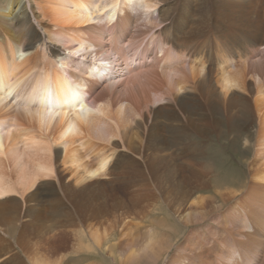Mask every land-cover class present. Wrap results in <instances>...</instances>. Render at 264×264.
I'll use <instances>...</instances> for the list:
<instances>
[{
    "label": "bare ground",
    "instance_id": "bare-ground-1",
    "mask_svg": "<svg viewBox=\"0 0 264 264\" xmlns=\"http://www.w3.org/2000/svg\"><path fill=\"white\" fill-rule=\"evenodd\" d=\"M109 236L120 264H264V0H0V264Z\"/></svg>",
    "mask_w": 264,
    "mask_h": 264
},
{
    "label": "rangeland",
    "instance_id": "rangeland-1",
    "mask_svg": "<svg viewBox=\"0 0 264 264\" xmlns=\"http://www.w3.org/2000/svg\"><path fill=\"white\" fill-rule=\"evenodd\" d=\"M34 25L37 27V23L34 22ZM40 33L43 34V32L41 30H40ZM43 36H45V35H43ZM48 45L56 46L57 44L52 43V42H48ZM122 45L125 47L124 44H122ZM211 45L217 47L215 43H211ZM225 50H222V52L224 53ZM165 62L166 61H164L163 63H165ZM193 129H194L193 124L188 125L185 134H186V136L189 137V138L188 137H186V138H187L190 146L197 147L205 139L203 140L202 138H199L195 134V131ZM187 131H188V133H187ZM191 131H192V133H191ZM212 141H214V142H212ZM245 151H246V146L244 145V143L238 142L236 147H233V144L230 143V140L227 136L221 137V136L215 135L212 140L207 142V144L204 148L203 154L208 159H210V161H212V163L215 164V166L217 167L218 170H221V171L226 170L225 173L227 172V174H230L235 169L236 170L239 169L240 171L246 170V166H245L244 160L242 158L245 155V156H247L245 158L249 159V158L254 156V153L252 152L250 154L249 153L245 154ZM228 161H232V162H228ZM232 168H233V170H231ZM231 189H237V188H231ZM238 195H240V194H238ZM238 195L234 199L235 201H237L241 197V195L240 196H238ZM152 204L155 207L154 213L151 212L149 214H146V217L144 215H140L138 218H141L144 221H149L153 217H159V218L164 217L163 213L160 212V210H158L160 208V206H164L163 200L158 198V201L157 202L152 201ZM231 204H233V201L231 203H229V205H231ZM132 217H134V216H132ZM206 220H207V222L210 223L211 215H209ZM128 221H130V219ZM108 224L112 225L113 223L110 220ZM168 224L171 227V229L169 230L170 238H168V239L170 241V244H174L175 240L177 242V238H175V230L180 229V230L184 231L185 227H184L183 223L180 222V220L178 218H176V220H173V223L171 221ZM202 224L203 225H196L195 228L201 229V228H204L206 226L205 222H203ZM147 225H142V229L140 230V232L133 235L132 237H130V239L132 241H140L142 238L141 234L144 236L147 232H149L146 228ZM120 242H122V239H115V237L113 238V236H109L107 238L102 239L98 246H95L94 244H92L91 241L84 242L85 245L88 244V245L92 246V250L90 251L91 252L90 255L92 256V258H91V260L86 261L87 263H85V264H91V262L93 264H120L117 257L121 256L123 258L131 250V249L130 250L126 249V250L121 251V249H119V251H117L116 248L120 246V245L118 246V244ZM75 244H78V242H76ZM112 245H114V247ZM135 246L136 245H133L132 247H135ZM112 251H114V253H112ZM111 254H113V255H111ZM113 256H114L115 261L112 259ZM165 256L162 258V261H160L161 264H167L168 263V259H169L168 256L169 255H167L166 258H165ZM22 257L25 260L27 259L24 256V254L22 255ZM163 259H165V260L163 261ZM29 264H31V263H29Z\"/></svg>",
    "mask_w": 264,
    "mask_h": 264
}]
</instances>
